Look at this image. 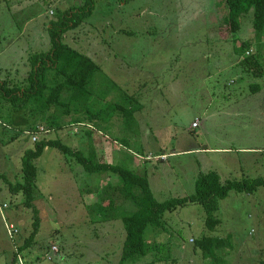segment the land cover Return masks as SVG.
Listing matches in <instances>:
<instances>
[{"label": "rangeland", "instance_id": "374dc122", "mask_svg": "<svg viewBox=\"0 0 264 264\" xmlns=\"http://www.w3.org/2000/svg\"><path fill=\"white\" fill-rule=\"evenodd\" d=\"M78 1L0 0V80L26 75L29 56L49 48V23ZM92 10L62 42L98 66L85 103L98 116L88 125L71 123L86 118L71 107L70 125L40 139H59L86 156L94 148L100 161L146 174L158 202L193 194L196 178L209 171L222 181L264 178V75L254 77L238 64L241 43L255 52L257 41L264 42V31L255 39L252 10L235 33L224 23L223 0H95ZM32 146L26 132L0 124V175L6 177H0V207H8L0 211V264H11L31 231L32 210L6 182H21V157ZM34 164L39 230L12 264H118L122 222H100L93 207L114 177L86 172L57 148L45 149ZM100 203L107 209L106 199ZM213 215L220 222L209 233L198 204L166 212L154 239L152 254L162 257L157 264H211L193 245L208 234L223 239L219 264L264 260V188L231 191ZM5 224L18 227L13 239ZM152 229L148 242L157 234Z\"/></svg>", "mask_w": 264, "mask_h": 264}, {"label": "trees", "instance_id": "16d2710c", "mask_svg": "<svg viewBox=\"0 0 264 264\" xmlns=\"http://www.w3.org/2000/svg\"><path fill=\"white\" fill-rule=\"evenodd\" d=\"M94 2L95 0H80L77 5L65 10L59 21L49 23L47 26L49 48L29 56L27 61L29 69L25 76L0 80V118L6 121L0 120L1 125L20 133L36 131L38 126H43L50 132L69 126L70 121L88 125V121L92 122L98 116V113L91 114L85 106L88 99L86 86L97 72L98 66L88 56L62 42L66 32L76 29L91 16ZM223 2L226 11L224 23L227 24L229 33L237 32L240 28L239 18L252 10L253 32L255 39H258L264 31V0ZM256 46L257 50L252 52L246 43H241L238 47L241 51L238 64L243 72L261 77L264 75V62L259 52H264V42L257 41ZM251 88L256 92L259 86ZM71 107L75 116L85 113V120L76 117L73 120L70 118L69 121L67 118L71 116ZM52 108L53 111L50 112ZM115 108L118 109L119 106ZM32 144V148L26 150L21 157V182L14 185L6 182L9 192L20 193L23 197L22 205L33 213L31 231L24 241L16 246L11 264L16 260L19 262L20 252L34 243L39 230L40 219L33 204L38 198L37 170L34 163L46 148H57L63 155L74 158L88 173L114 177L98 195L93 207L101 216L100 222L116 219L122 222L125 237L118 264L162 262V257H157L152 252L157 249L155 246L157 242L154 239L159 236V231H163V217L169 210L189 204L200 205L205 213V227L210 233L220 222L213 215L218 209V202L227 197L228 193L235 191L251 194L259 188H264V178L222 181L217 172L209 171L196 178L193 194L158 202L151 192L146 174L100 161L94 148L86 156L83 151L73 150L59 139L41 137ZM0 177L6 179L4 175ZM105 199L107 209L100 203ZM130 206L134 207L133 211H130ZM5 208H8L7 205L3 209ZM149 227L157 234L155 236L152 232L153 237L148 242L146 234ZM15 228L19 233L18 227ZM222 243L223 239L208 234L194 240L193 245L201 251L204 259H208L211 264H219L221 257L216 252ZM258 264H264V260H260Z\"/></svg>", "mask_w": 264, "mask_h": 264}, {"label": "built area", "instance_id": "2783aa9c", "mask_svg": "<svg viewBox=\"0 0 264 264\" xmlns=\"http://www.w3.org/2000/svg\"><path fill=\"white\" fill-rule=\"evenodd\" d=\"M251 51V50H250ZM249 51V52H250ZM248 53V52H247ZM197 124L196 123H193V127H195ZM49 131H47V129L46 128H44L43 126H38L37 127V130L36 131H29V132H26V134L28 135V136H30V140H31V142H36V141H38L39 139H40V136L41 135H43V134H46V133H48ZM162 158H164V157H162ZM6 205H2V207H0V211L2 212V209L5 207ZM11 227H9V228H7V224H5V229H7V232H8V237L10 238V239H13L14 238V236L16 235V234H18V231H17V229L15 228V226H13V225H10ZM52 251L53 252H56L57 250H56V248L55 247H53L52 248Z\"/></svg>", "mask_w": 264, "mask_h": 264}, {"label": "crops", "instance_id": "0c3cea01", "mask_svg": "<svg viewBox=\"0 0 264 264\" xmlns=\"http://www.w3.org/2000/svg\"><path fill=\"white\" fill-rule=\"evenodd\" d=\"M50 133V132H49ZM47 149V148H46ZM247 150H253V149H247ZM255 151H257V150H255ZM260 151V150H259ZM255 153H257V152H255ZM9 182H7V184H8ZM37 202H39V200H37Z\"/></svg>", "mask_w": 264, "mask_h": 264}]
</instances>
